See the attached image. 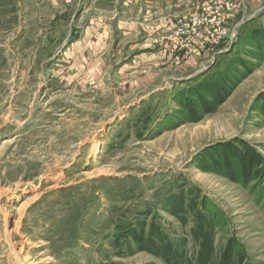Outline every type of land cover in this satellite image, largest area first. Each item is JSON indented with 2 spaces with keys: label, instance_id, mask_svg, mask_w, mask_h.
<instances>
[{
  "label": "rangeland",
  "instance_id": "rangeland-1",
  "mask_svg": "<svg viewBox=\"0 0 264 264\" xmlns=\"http://www.w3.org/2000/svg\"><path fill=\"white\" fill-rule=\"evenodd\" d=\"M227 1L188 53L203 0H0V264H264V0Z\"/></svg>",
  "mask_w": 264,
  "mask_h": 264
},
{
  "label": "built area",
  "instance_id": "built-area-1",
  "mask_svg": "<svg viewBox=\"0 0 264 264\" xmlns=\"http://www.w3.org/2000/svg\"><path fill=\"white\" fill-rule=\"evenodd\" d=\"M203 1L200 12L185 15L180 19V26L176 31L182 38L179 51L190 53L196 49L205 50L219 44L228 36L233 20L230 3L227 0Z\"/></svg>",
  "mask_w": 264,
  "mask_h": 264
},
{
  "label": "crops",
  "instance_id": "crops-1",
  "mask_svg": "<svg viewBox=\"0 0 264 264\" xmlns=\"http://www.w3.org/2000/svg\"><path fill=\"white\" fill-rule=\"evenodd\" d=\"M142 1L145 4L153 3L155 7H159V8H161L163 5H165L166 7L174 5V9H172L171 12L163 14L161 17H159L157 19V21L159 20V22L153 23L154 24L153 27H155V25L161 24L163 21H165L164 23H169L170 22L169 20H172L171 17L178 16L183 11H190V12L195 11L197 8H199V3H200V0H142ZM171 13L173 15H170ZM166 15H169L167 16L168 18H165Z\"/></svg>",
  "mask_w": 264,
  "mask_h": 264
},
{
  "label": "trees",
  "instance_id": "trees-1",
  "mask_svg": "<svg viewBox=\"0 0 264 264\" xmlns=\"http://www.w3.org/2000/svg\"><path fill=\"white\" fill-rule=\"evenodd\" d=\"M224 96H226V95H224ZM212 97H213V96H212ZM240 162H241L242 166L244 165V172H246V169H248V168H250V167L252 166V164H251L252 161H251L250 157H248V158H244V157L240 156ZM155 230H156V229H155ZM145 235H147L146 232H145V231H141V233L139 234L140 239H141V238L144 239ZM164 241H165V245H166V244L172 242V238H170V237L167 238V237H166V238L164 239ZM225 262H227L228 264H231L232 261H230L229 258H228V260H227L226 257H225Z\"/></svg>",
  "mask_w": 264,
  "mask_h": 264
}]
</instances>
